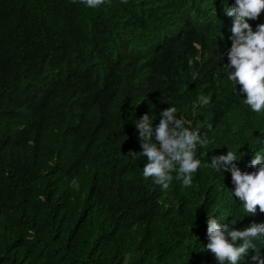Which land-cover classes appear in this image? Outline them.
<instances>
[{
	"label": "trees",
	"instance_id": "trees-1",
	"mask_svg": "<svg viewBox=\"0 0 264 264\" xmlns=\"http://www.w3.org/2000/svg\"><path fill=\"white\" fill-rule=\"evenodd\" d=\"M152 1L0 0V264H218L208 216L229 230L264 223L233 195L231 173L210 167L233 151L241 172L256 170L264 110L221 64L207 70L213 42L200 63L161 45ZM168 107L208 144L192 184L177 166L165 190L131 153L142 152L137 121L148 115L155 143ZM253 242L264 257V237Z\"/></svg>",
	"mask_w": 264,
	"mask_h": 264
},
{
	"label": "clouds",
	"instance_id": "clouds-1",
	"mask_svg": "<svg viewBox=\"0 0 264 264\" xmlns=\"http://www.w3.org/2000/svg\"><path fill=\"white\" fill-rule=\"evenodd\" d=\"M81 3L96 8L104 0H81ZM150 3L153 15L160 17L155 27L161 45H175L187 54L194 50L199 61L206 47L203 43L213 42V48L203 57L206 59L213 53L218 59L211 62L207 70L212 68L214 72V67L221 64L229 73L228 80L245 94L246 99L242 100L248 107L256 113L264 110V0H153ZM208 3H216L221 8L212 9ZM211 16L215 18L211 20ZM145 58L152 63L153 52L146 51ZM217 61L220 62L214 64ZM198 101L207 105L209 98L201 95ZM176 113L175 107L160 113L155 143L148 115L141 117L135 128L142 152H130L146 158L144 177L153 178V183L165 190L173 180L170 173L177 171V166L176 179L182 180L186 187L192 184L193 174L201 165L196 158L197 145L208 144L206 136L201 137L198 132L184 127V121L178 119ZM239 160L233 151H227L224 155L212 156L210 167L231 173L233 195L246 213L254 216L257 209L264 213V155L256 153L249 165L256 170L251 173L237 168ZM261 237H264V223L253 222L243 230H229L227 226L222 227L214 215L207 217L206 250L218 264H241L250 251L252 264H264V257L253 242Z\"/></svg>",
	"mask_w": 264,
	"mask_h": 264
},
{
	"label": "rangeland",
	"instance_id": "rangeland-1",
	"mask_svg": "<svg viewBox=\"0 0 264 264\" xmlns=\"http://www.w3.org/2000/svg\"><path fill=\"white\" fill-rule=\"evenodd\" d=\"M123 264H125V263H123Z\"/></svg>",
	"mask_w": 264,
	"mask_h": 264
}]
</instances>
